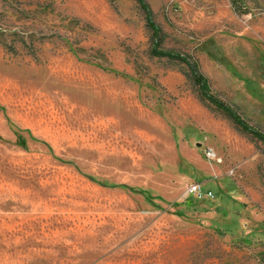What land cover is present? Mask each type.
<instances>
[{"label": "rangeland", "instance_id": "1", "mask_svg": "<svg viewBox=\"0 0 264 264\" xmlns=\"http://www.w3.org/2000/svg\"><path fill=\"white\" fill-rule=\"evenodd\" d=\"M146 2L264 133V0ZM154 40L136 0H0V264H264V144Z\"/></svg>", "mask_w": 264, "mask_h": 264}, {"label": "trees", "instance_id": "2", "mask_svg": "<svg viewBox=\"0 0 264 264\" xmlns=\"http://www.w3.org/2000/svg\"><path fill=\"white\" fill-rule=\"evenodd\" d=\"M136 1L140 5L141 9L144 11V13L146 15L147 26L152 30L153 35H154L155 40H154V43L152 46V54L156 57L169 58L172 60L173 59L182 60L184 63H186L189 71L191 72V74L194 78L196 85L198 86V90H199V93L201 94V96L204 99H206L210 104L215 106L217 109L221 110L226 115H228V117L233 121V123L237 127H239L241 129V131L251 134L253 137H255L257 140L261 141L264 144V133L263 132L259 131L256 128L251 127L231 106L223 103L221 100H219L213 94H211V90H210L208 80L199 72L198 64L196 61L190 63L187 58L181 57L180 55L169 52V51H163L160 48L159 34H160L161 30H160V27L154 21L153 12H152L149 4L146 2V0H136ZM232 8L235 12L242 13L243 9L236 1H234L232 3ZM209 54H210V56H212L211 53H209ZM212 58L217 60L215 57H212ZM263 60H264V57H263ZM221 62L223 63L222 60H221ZM224 66H226V68L232 73V75H234L235 77H237L241 81L245 82V84L250 86L249 88L252 89V91L257 94V91L254 88V85L250 80L240 77V75H238L236 73V71L231 67V65L229 63L224 64ZM263 72H264V66H263ZM86 177L91 181L100 183L95 178H93L91 176L86 175ZM120 186L127 188L132 192H137L133 187H130L127 185H120ZM112 187H118V186L113 185ZM139 192L142 193L143 191H139ZM147 200L150 203L154 204V200L151 197H148ZM173 205L178 206L177 203H173ZM176 215L180 216L181 214L179 212H177Z\"/></svg>", "mask_w": 264, "mask_h": 264}, {"label": "built area", "instance_id": "3", "mask_svg": "<svg viewBox=\"0 0 264 264\" xmlns=\"http://www.w3.org/2000/svg\"><path fill=\"white\" fill-rule=\"evenodd\" d=\"M204 155L208 161L220 162L219 159H217L213 150H211V149H206L204 152ZM186 194H187V196H191L197 200H203V199L213 197V194L211 191L204 192L201 188V185L197 184V183H193L192 185H190L186 190Z\"/></svg>", "mask_w": 264, "mask_h": 264}]
</instances>
